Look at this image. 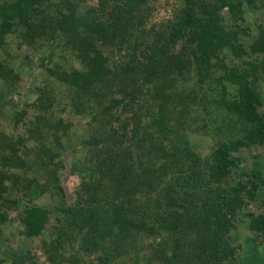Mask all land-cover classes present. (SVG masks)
<instances>
[{
	"label": "trees",
	"instance_id": "16d2710c",
	"mask_svg": "<svg viewBox=\"0 0 264 264\" xmlns=\"http://www.w3.org/2000/svg\"><path fill=\"white\" fill-rule=\"evenodd\" d=\"M238 2L229 6L233 16L238 15L233 8L254 5L252 0ZM104 3H101L100 10H87L79 19L77 6L69 0H3L0 3V44L4 36L17 32L24 40L43 39L54 43L56 48L70 49L72 55L83 63L81 70L73 69L70 74L51 70L49 73L66 84L74 101L90 103L97 100L94 105L90 103L86 107L93 111L97 108L98 117L96 124L87 130L86 142L93 144L100 140L102 144L113 141L118 148L116 161L110 157L109 162L106 159L108 153L98 149L102 152L93 163L100 173V184L110 189L106 197H113L112 215L99 216L93 209L83 207L70 209L62 200L55 218L59 224L65 219L68 228L65 231L59 228L60 233L65 236L68 231H78L77 235H81L86 230L88 235L82 238L81 248H87V255H99L96 264H115L121 256L137 251V242L143 244L144 234L161 232L166 234L167 241L155 250V253L160 252L154 258L155 262L163 261L164 251L168 248L172 254L168 264H222L234 254L225 235L235 228V218L242 207L252 203L258 189L264 187L263 170L258 164L249 172L242 171V161L230 155L245 144L238 141L218 144L206 164L188 143L182 142L176 153L168 155L169 149L163 147V140L168 141L171 134L160 128V121H164L166 114L168 117V112L178 115L182 109L184 114L191 107L190 102L196 101L203 108L202 118L219 124L217 130L220 134L239 130L246 135L247 144L258 143L264 147V115L257 113L258 97L252 89L256 80L264 78V28L258 31L249 46L244 45L240 32L224 30L216 13L212 20H208L211 11L216 9L215 5L213 8L209 5L211 3L203 0L197 14L189 10L182 12V20L174 25L169 36L170 40L183 38L185 44L192 46L190 49L183 46L180 53L173 54L165 43L161 46L156 42L141 68L128 61L118 70L117 67V71H111L104 66L106 58L94 46L100 39L112 43L117 37H124L121 33H127L128 23L118 26V21L125 19L117 14L111 29L105 28L102 23V17L106 15ZM219 52L224 55L219 57ZM240 58L243 60L239 63ZM12 73V68L0 65L1 78L8 79ZM191 73L197 76V83H201L197 93L195 88L188 92L182 88ZM16 76L13 74L12 79ZM111 78L116 82L111 81V84ZM231 87L236 88L234 94L230 92ZM116 92L121 93V98L109 97ZM37 93L39 104L48 103L42 97L47 96L43 90L38 89ZM140 97H144L143 105H140ZM135 104L139 107L131 113L134 126L129 131L125 114L131 112ZM75 111L78 114L83 112L80 105ZM110 120H122L120 129L123 134L117 138L112 128L105 130ZM174 121L179 124L178 120ZM33 123H40L39 117H35ZM167 127L176 134L173 141H179L177 130ZM148 130L153 138L144 148L145 142H141L144 137L139 140V136L141 131L144 135ZM124 133H128L127 137ZM143 149L148 151L145 155L147 167L143 166ZM45 155L50 163L54 155L49 150H45ZM13 159L15 162L18 159L12 158L15 166ZM126 160L138 169L136 166L129 168ZM45 168L47 176L57 182L56 169ZM4 169V162L0 159V218L5 217L8 208L16 207L9 197L13 188L21 186V190H25L32 184L23 176L11 177ZM55 187L62 195L61 187ZM139 192L143 198L141 202L136 197ZM19 214L27 236L38 234L49 218L45 209L37 207ZM246 216L254 237H264V213H247ZM135 230L141 233L135 234ZM53 256L51 261L56 259V255ZM26 258L24 256L22 260Z\"/></svg>",
	"mask_w": 264,
	"mask_h": 264
},
{
	"label": "rangeland",
	"instance_id": "374dc122",
	"mask_svg": "<svg viewBox=\"0 0 264 264\" xmlns=\"http://www.w3.org/2000/svg\"><path fill=\"white\" fill-rule=\"evenodd\" d=\"M2 1L0 0V3ZM69 1L77 6L78 19L84 17L87 10L92 9L93 12L100 10L101 3L105 1L106 15L102 17L105 28L111 29L114 25L112 23L114 15L117 14L118 17L122 16L125 19L118 21V26L123 27L124 22L128 23L127 33H121L124 37L119 36L112 43L100 39L94 46L106 58L104 66L111 71H115L117 67L118 70L128 61H131L134 67L141 68L156 42H159L161 46L165 43L169 52L173 54L180 53L185 46L190 49L192 46L185 44L183 38L170 40L169 36L174 25L182 20V12L189 10L196 13L201 10L203 2V0ZM207 1L211 3L209 5H213V8L215 5L216 9L211 11L209 17L207 16L208 20H212L211 17L216 13L219 16V24L224 30L240 32V39L244 45L249 46V43L256 39L258 31L264 28V0H252L254 5L251 8L245 5L233 8V11L238 13L235 16L232 15L229 6L241 0ZM2 40L0 65L12 68L13 73L8 79L0 77V159L4 162L5 173L11 177L23 176L32 184L25 189L26 191L21 190V186L13 188L9 195L16 207L8 208L4 212L5 217L0 218V223L2 222L0 224V264H53V262L54 264H96L99 255L95 253L87 255V248L85 246L81 248L82 238L88 235L87 231L84 230L81 235H77L78 231L72 233L68 231V234L63 236L59 228L65 231V228H68L67 221L64 219L59 224L55 218L58 214L57 207L62 200L70 209L82 207L93 209L99 216L112 215L114 211L111 205L113 197H106L110 189L100 184V173L93 163L98 153L102 152L98 149H104L108 153L106 159L109 160L112 157L116 161L118 148L113 141L102 144L100 140L93 144L86 142L88 128L95 125L98 119L95 112L97 108L93 111L86 107L90 103L94 105L97 100L90 103L84 100L74 101L66 84L49 73L51 70L56 73L65 71L70 74L73 69L81 70L83 63L72 55L70 49L56 48L54 43L47 40H24L17 32L7 34ZM134 48H136L135 52ZM218 55L222 57L224 52H219ZM243 59L247 60L246 57ZM243 59L240 58L238 62H242ZM13 74L17 76L12 79ZM197 79L193 73L187 75L182 88L186 89V92L192 88H195L196 93L199 92L201 83L198 84ZM111 81L115 83L116 79L111 78L110 83ZM255 82L256 86L252 89L256 91L258 97L257 113L264 115V78ZM38 89L47 94L42 97L48 103L39 104L40 97L36 100ZM109 90L110 88L107 92ZM235 91V87L230 88L231 94ZM109 97L119 99L121 93L116 92ZM139 101L140 105H143L144 97H140ZM77 105H80L83 110L80 114L75 111ZM190 106L184 111L185 115L182 109H179L178 115L168 112V117L166 114L164 121H160V128L171 134L168 141L163 140V147L169 149L168 155L176 153L182 142L188 143V146L200 157L199 159L206 164V160H210V155L218 144L238 141L245 144L237 147L230 155L242 161V171L249 172L259 164L264 173L262 145L249 142L247 144L244 140L246 135L244 136L239 130L227 132L226 135L220 134L217 130L219 124H213L211 120L206 122L202 118L204 117L203 108L199 107L196 101L190 102ZM138 107L139 104H135L132 111L125 114L129 131L134 126V116L131 113L136 112ZM35 117H39L40 123H33ZM172 119L178 120L179 124L176 125ZM121 121L110 120L105 130L112 128L115 131V138L119 137L123 134L120 129ZM155 124H158V121ZM167 126L177 130L179 141H173L176 134ZM141 132L142 136H139V140L144 137V141L141 142H145L144 148H147L153 138L152 132L148 130L144 135ZM45 150H49L54 155L50 163L46 161ZM114 152L116 154L112 156ZM147 153V149H143L141 155L144 161L143 166L147 163V156H145ZM14 157L18 159L17 162L13 159L15 166L12 163ZM150 159L153 158L150 157ZM125 162L129 168L136 166L128 160ZM45 167L56 169L57 182L47 176ZM55 186L61 187L62 195L56 192ZM141 195L140 192L136 195L140 202L143 201ZM32 207L45 209L49 218L38 234L27 236V229L24 228L19 213ZM247 213L255 215L264 213V187L258 189L252 203L242 207L236 215L235 228L225 235L227 243L234 248V254L222 264H264V237L256 239L249 230L248 221L245 218ZM137 230L135 234L141 233L136 232ZM129 238L131 240L132 235ZM143 238V244L137 242L135 253L129 252V256H121L116 259L115 264H168L172 255L171 249L168 248L164 251L163 261L155 262L156 259L154 260L157 254H160V252L155 253V250L164 246L167 241L166 234L163 232L153 235L144 234ZM107 245H109L108 240ZM185 248L184 246L183 249ZM54 254L56 259L51 261ZM24 256L27 258L22 260ZM130 256L131 260H129Z\"/></svg>",
	"mask_w": 264,
	"mask_h": 264
}]
</instances>
